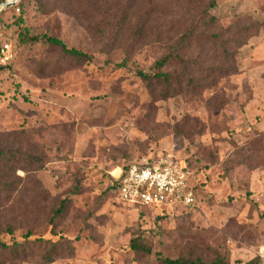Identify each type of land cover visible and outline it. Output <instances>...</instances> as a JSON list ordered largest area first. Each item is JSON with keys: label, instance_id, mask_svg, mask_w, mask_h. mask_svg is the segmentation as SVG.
<instances>
[{"label": "rangeland", "instance_id": "374dc122", "mask_svg": "<svg viewBox=\"0 0 264 264\" xmlns=\"http://www.w3.org/2000/svg\"><path fill=\"white\" fill-rule=\"evenodd\" d=\"M47 1L20 0L0 12V48L12 49L10 64L0 70V134L28 132L20 147L43 161L39 172H17L14 203L0 212V230L6 223L15 230L2 234L3 241L22 242L29 231L32 240H69L73 255L53 264H264V0H217L209 12L218 19L214 32L253 23L259 31L230 50L237 52L228 63L237 68L234 75H212L204 92L166 100L137 72H150L194 22L201 30L209 0H153L160 14L135 40L132 25L149 6L141 0L107 52L69 0ZM25 33L60 40L91 60L65 58L43 40L24 42ZM191 46L182 53L186 62L199 59L195 42ZM14 139L2 142L11 147ZM166 154L188 165L195 205L164 210L122 203L112 188L115 171ZM63 201L66 213L52 237L48 221ZM138 237L152 249L150 256L129 249Z\"/></svg>", "mask_w": 264, "mask_h": 264}, {"label": "trees", "instance_id": "16d2710c", "mask_svg": "<svg viewBox=\"0 0 264 264\" xmlns=\"http://www.w3.org/2000/svg\"><path fill=\"white\" fill-rule=\"evenodd\" d=\"M140 1L141 0H69L73 5V11L77 17L90 20L88 22V30L91 31L102 44L106 42L103 52H107L109 49L110 40L119 39L118 37L121 33L120 29L131 24L132 15L140 8ZM185 1L190 5L198 0ZM20 3L18 2L10 8L19 6ZM216 6L217 0H209L207 5L202 8L201 20L204 22L201 30L196 31V27L194 26L198 25L194 22L193 27L185 30L184 38L174 46H171L169 52L155 62L150 72H137V76L140 80L146 83L150 89H152L154 85L161 89L162 92L159 94L160 100L171 99L186 93H192L193 95L202 93L207 89V85L203 82L210 79L212 75L219 74L222 77H229L237 72V68L234 65L228 64L233 62L234 58L237 56V52H230V50H237L244 46L246 41L259 31V27L257 23L243 28L233 25L220 32H214L218 25V19L210 16L209 12ZM46 8L47 6L43 5V10H46ZM159 14V6H156L153 0H149V6L145 7V10L139 14L132 25V38L135 40L142 38L148 24L151 23L150 19L154 15L157 16ZM159 24L161 27L164 26L163 18ZM20 38L27 43H36L43 40L51 47L59 49L65 58L77 62L86 63L91 60V57L87 56L85 53L75 49H68L60 40L55 38L47 36L41 38H28L26 33L20 34ZM192 42H195L197 49H199V59H204L203 61L191 56L186 62L182 53L184 51L187 53L191 49ZM125 48L127 59L125 61L127 62L131 53L130 45L125 44ZM202 52H207L212 55V58L205 59L202 56ZM218 55H220L221 58L218 57ZM217 58H219L218 64L203 66L208 63L209 60H216ZM189 63L191 66H189ZM4 68L5 67H0V70ZM195 71L196 74L194 75L193 73ZM6 137H14V141H17L19 147H17L16 143H13L11 147H7L8 144L2 142ZM28 138L29 133L26 131L12 133L10 135L0 134V212L6 206L14 203L12 197L16 193L17 183L15 182V178L17 177L18 171L29 174L31 168L32 171L34 169V172L43 170V161L41 158L31 151H26L20 147V142L27 141ZM35 165H37V168H33ZM130 167L132 166L125 167L123 170ZM112 188L119 194V181L114 178ZM67 204L66 201L61 202L58 208L53 212L52 218L48 221L51 227L52 237H57L56 227L58 223L62 221L66 213ZM14 230L13 226L7 223L5 224L4 231L0 230V264H22L35 258L39 259L41 264H53L62 256H72L74 253V249L71 247L69 240L52 241L43 238L32 240V233L30 231L23 236L22 242L13 241L11 244H8L3 241L1 235H13ZM34 244L40 245L41 250L37 253L34 252L32 248ZM129 249L141 257H148L152 253V249L145 243L143 237L132 239L129 243ZM161 264L202 263L193 259H182L161 260Z\"/></svg>", "mask_w": 264, "mask_h": 264}, {"label": "built area", "instance_id": "2783aa9c", "mask_svg": "<svg viewBox=\"0 0 264 264\" xmlns=\"http://www.w3.org/2000/svg\"><path fill=\"white\" fill-rule=\"evenodd\" d=\"M12 60L11 46L0 48V67ZM119 181V200L145 208H191L195 205L190 172L184 161L172 154L140 166H132L113 176Z\"/></svg>", "mask_w": 264, "mask_h": 264}, {"label": "water", "instance_id": "95a60500", "mask_svg": "<svg viewBox=\"0 0 264 264\" xmlns=\"http://www.w3.org/2000/svg\"><path fill=\"white\" fill-rule=\"evenodd\" d=\"M20 0H8L2 4H0V12L10 8L11 6L16 5Z\"/></svg>", "mask_w": 264, "mask_h": 264}, {"label": "crops", "instance_id": "0c3cea01", "mask_svg": "<svg viewBox=\"0 0 264 264\" xmlns=\"http://www.w3.org/2000/svg\"><path fill=\"white\" fill-rule=\"evenodd\" d=\"M115 172H117V174H118L121 172V169H117V171H115ZM117 174H115V175H117Z\"/></svg>", "mask_w": 264, "mask_h": 264}]
</instances>
